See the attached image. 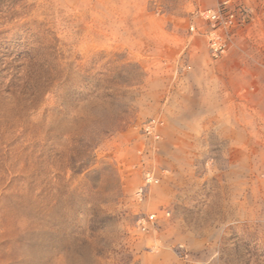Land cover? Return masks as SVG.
Segmentation results:
<instances>
[{"label":"rangeland","instance_id":"obj_1","mask_svg":"<svg viewBox=\"0 0 264 264\" xmlns=\"http://www.w3.org/2000/svg\"><path fill=\"white\" fill-rule=\"evenodd\" d=\"M222 1L0 0V264H264V0L214 61Z\"/></svg>","mask_w":264,"mask_h":264},{"label":"built area","instance_id":"obj_2","mask_svg":"<svg viewBox=\"0 0 264 264\" xmlns=\"http://www.w3.org/2000/svg\"><path fill=\"white\" fill-rule=\"evenodd\" d=\"M197 14L203 25L200 30H195V27L191 25L190 32H199L206 38L210 58L216 61L226 54L232 34L244 25V17L233 7L231 0H223L217 9H206ZM162 128L163 122L153 118L143 124L142 133L146 138L159 141ZM158 182L159 179L152 173H145L143 185L135 193L137 202L143 201L147 186L156 185ZM156 220L157 214L151 213L146 218L140 219L138 223L144 231Z\"/></svg>","mask_w":264,"mask_h":264}]
</instances>
